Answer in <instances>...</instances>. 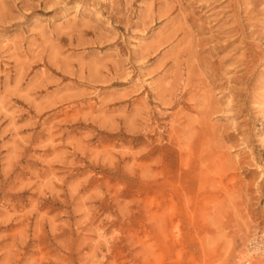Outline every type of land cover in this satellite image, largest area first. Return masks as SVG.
I'll use <instances>...</instances> for the list:
<instances>
[{"label": "rangeland", "instance_id": "rangeland-1", "mask_svg": "<svg viewBox=\"0 0 264 264\" xmlns=\"http://www.w3.org/2000/svg\"><path fill=\"white\" fill-rule=\"evenodd\" d=\"M260 234L264 0H0V264H264Z\"/></svg>", "mask_w": 264, "mask_h": 264}, {"label": "built area", "instance_id": "built-area-1", "mask_svg": "<svg viewBox=\"0 0 264 264\" xmlns=\"http://www.w3.org/2000/svg\"><path fill=\"white\" fill-rule=\"evenodd\" d=\"M247 259L252 256H260L264 258V234L252 237L247 243ZM246 260L245 262L249 261Z\"/></svg>", "mask_w": 264, "mask_h": 264}, {"label": "bare ground", "instance_id": "bare-ground-1", "mask_svg": "<svg viewBox=\"0 0 264 264\" xmlns=\"http://www.w3.org/2000/svg\"><path fill=\"white\" fill-rule=\"evenodd\" d=\"M263 102V101H262Z\"/></svg>", "mask_w": 264, "mask_h": 264}]
</instances>
